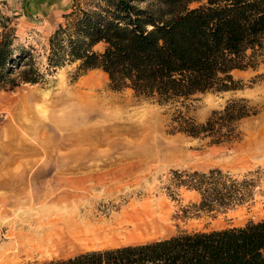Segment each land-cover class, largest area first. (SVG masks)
Instances as JSON below:
<instances>
[{
    "label": "rangeland",
    "instance_id": "1",
    "mask_svg": "<svg viewBox=\"0 0 264 264\" xmlns=\"http://www.w3.org/2000/svg\"><path fill=\"white\" fill-rule=\"evenodd\" d=\"M71 4L0 0V33L13 37L15 50L32 47L45 73L38 83L0 89V183L6 182L0 185V264L44 262L263 219L264 49L256 67L233 71L241 88L197 93L182 106H161L130 88H112L101 69L81 72L77 63L47 68L48 38ZM95 49L101 51L103 44ZM91 91L105 93L114 107L87 102ZM239 98L246 100L250 114L238 121L231 140L211 143L210 137L172 129L176 108L203 123L214 110ZM134 109L142 114L140 122H115L116 110ZM210 168L254 179L253 199L205 212L190 208L198 202L195 191L169 187L172 171ZM70 216L88 228L68 227Z\"/></svg>",
    "mask_w": 264,
    "mask_h": 264
},
{
    "label": "trees",
    "instance_id": "2",
    "mask_svg": "<svg viewBox=\"0 0 264 264\" xmlns=\"http://www.w3.org/2000/svg\"><path fill=\"white\" fill-rule=\"evenodd\" d=\"M62 17L48 38L47 68H98L112 88H130L161 106L241 88L233 71L256 67L264 49V0H72ZM99 43L101 51L95 49ZM44 76L32 47L15 50L13 37L0 33V89ZM249 114L239 98L203 123L176 108L170 123L175 132L221 143L234 137L238 121ZM170 186L195 191L198 202L190 208L211 212L250 202L256 181L219 168L175 170ZM24 264H264V218Z\"/></svg>",
    "mask_w": 264,
    "mask_h": 264
},
{
    "label": "bare ground",
    "instance_id": "3",
    "mask_svg": "<svg viewBox=\"0 0 264 264\" xmlns=\"http://www.w3.org/2000/svg\"><path fill=\"white\" fill-rule=\"evenodd\" d=\"M86 101L87 102H90V103H92L93 105L94 104H99L100 106H103L104 108H108V109H111V108H113L114 107V105H115V101L114 100H112V99H110V98H107L106 97V94L105 93H95V92H93V91H91V92H88L87 93V98H86ZM136 115H138V117H137V119H133V117L134 116H136ZM115 118H116V120H115V122H117L118 121V119L119 118H126L127 120H132V122H140L143 118H142V114H140V112L138 111V110H133V112H131V113H129L128 112V110H125V112H120L119 110H116V112H115ZM141 118V120H139ZM28 144V143H27ZM31 150H33V149H31ZM35 150V149H34ZM35 152V151H34ZM38 153V152H37ZM37 155V154H36ZM28 161V160H27ZM12 179V178H11ZM6 182H1L0 183V185H3V184H5ZM9 183V182H8ZM6 186V185H5ZM11 186V185H10ZM12 187V186H11ZM8 188V187H7ZM133 216V215H132ZM64 217V216H63ZM129 217V216H128ZM52 218V217H51ZM50 218V219H51ZM58 218V217H57ZM56 218V219H57ZM71 218V219H70ZM70 218H68L67 220H70V221H68V223H67V221H65V225H66V223L68 224V227H69V225H71L72 227H74V226H76V227H80V228H82L81 226H83L84 228L86 227V224L84 225V224H81L80 225V223H78L79 221L77 220V218H74L73 216H70ZM125 218V217H124ZM141 218V217H140ZM56 219H55V221L53 220L52 222L54 223V225H56L55 224V222H56ZM59 219V218H58ZM62 219V218H61ZM126 219V218H125ZM130 219V218H129ZM127 220V219H126ZM132 221H133V219H131ZM131 220H129V221H131ZM58 221V220H57ZM75 221L78 223H75ZM89 221V220H88ZM87 220H86V222H88ZM131 221V222H132ZM51 222V221H50ZM49 222V223H50ZM61 222V221H60ZM63 223H64V221H62ZM80 222H81V220H80ZM85 222V221H84ZM83 222V223H84ZM130 222V223H131ZM137 222V221H136ZM90 223V222H89ZM59 224V223H58ZM61 224V223H60ZM59 224V225H60ZM97 224V223H96ZM95 224V225H96ZM104 224V223H103ZM112 224V223H111ZM118 224L120 225V223H119V221H118ZM136 224V223H135ZM51 225H53V224H51ZM99 225V224H98ZM123 225V224H122ZM129 225V224H128ZM137 225V224H136ZM93 226H94V222H93ZM93 226H90V227H93ZM101 225H99V227H100ZM106 226V225H105ZM139 226V225H138ZM54 227V226H53ZM60 228H61V226H59ZM71 227V228H72ZM96 228H98L97 226H95ZM116 227V226H115ZM120 227V226H119ZM133 228H134V226H132ZM131 227V228H132ZM55 228V227H54ZM78 229V230H81V229ZM86 228H88V227H86ZM95 228V230L97 231L98 229H96ZM51 229H53V228H51ZM64 229V228H63ZM74 229V228H73ZM67 230H69V229H67ZM87 230V229H86ZM93 230H94V227H93ZM94 230V232H96ZM111 230V229H110ZM115 230H117V229H115ZM74 231H76V229L75 230H73L72 232H74ZM82 231V230H81ZM81 231H79V232H81ZM101 231V230H100ZM108 231H109V229H108ZM112 231H114V230H112ZM50 232H51V230H50ZM49 232V233H50ZM54 232V231H53ZM58 232V231H57ZM64 232H65V230H64ZM93 232V233H94ZM55 233V232H54ZM60 233H62L61 231H60ZM56 234V233H55ZM69 234V233H68ZM68 234H66V235H68ZM72 234V236H73V233H70V235ZM89 233H87V235H88ZM96 234V233H95ZM94 234V235H95ZM110 234V233H109ZM47 235H48V233H47ZM46 235V236H47ZM56 235H61V234H56ZM70 235H68V236H70ZM79 235V234H78ZM77 235V236H78ZM108 234H106V236H107ZM44 236V235H43ZM49 236V235H48ZM96 236V235H95ZM105 236V235H104ZM112 236V235H111ZM42 237V236H41ZM76 237V236H75ZM84 237V236H83ZM88 237H89V235H88ZM91 237V236H90ZM93 237V236H92ZM110 237V236H109ZM32 238H34V237H32ZM44 238V237H43ZM48 238V237H47ZM50 238H53L52 236L51 237H49V239H47L46 241H48V240H50ZM55 238V237H54ZM58 238V237H57ZM74 238V237H73ZM72 238V239H73ZM77 239L78 238H80L79 236L78 237H76ZM76 239V240H77ZM96 239H98V238H96ZM33 240V239H32ZM41 240H42V238H41ZM45 240V239H44ZM43 240V241H44ZM53 240V239H52ZM75 240V239H74ZM91 240H93V239H91ZM99 240H100V238H99ZM77 241H79V240H77ZM38 242V241H37ZM45 242V241H44ZM52 242V241H51ZM59 242V241H58ZM46 244H47V242H46Z\"/></svg>",
    "mask_w": 264,
    "mask_h": 264
}]
</instances>
